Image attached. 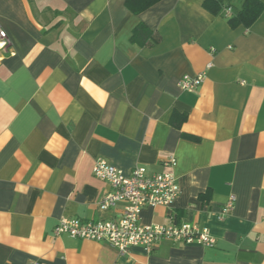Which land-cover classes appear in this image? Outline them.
Listing matches in <instances>:
<instances>
[{
  "label": "crops",
  "instance_id": "1",
  "mask_svg": "<svg viewBox=\"0 0 264 264\" xmlns=\"http://www.w3.org/2000/svg\"><path fill=\"white\" fill-rule=\"evenodd\" d=\"M203 2L133 15L125 0H0L12 50H0V264H264V12L234 29L226 11L242 0L218 16ZM140 24L160 42L133 43ZM200 74L195 92L181 90ZM100 159L173 173V209L145 208L142 223L195 224L216 247L163 242L121 255L55 237L63 218H121L122 206L99 209L110 191L92 173Z\"/></svg>",
  "mask_w": 264,
  "mask_h": 264
},
{
  "label": "built area",
  "instance_id": "2",
  "mask_svg": "<svg viewBox=\"0 0 264 264\" xmlns=\"http://www.w3.org/2000/svg\"><path fill=\"white\" fill-rule=\"evenodd\" d=\"M226 16L233 17L232 8L226 11ZM0 50L12 53L8 34L2 28H0ZM205 77V74L194 77L184 76L179 86L182 91L193 93L202 86ZM167 165L176 166V160L169 159ZM92 173L97 180L110 187V191L102 197L99 209L109 211L122 206L121 218L100 221L63 218L53 232L55 237L66 236L107 244L121 255L127 254L134 248L152 253L163 242L181 246L216 247L217 241L210 232L200 229L195 224L176 223L174 218L169 225L147 226L142 223V213L145 208L173 209L176 200L181 195V188L173 173L150 174L144 167L125 172L103 159L96 161ZM236 201L237 198L234 195L230 196L222 210L223 219L233 212Z\"/></svg>",
  "mask_w": 264,
  "mask_h": 264
},
{
  "label": "trees",
  "instance_id": "3",
  "mask_svg": "<svg viewBox=\"0 0 264 264\" xmlns=\"http://www.w3.org/2000/svg\"><path fill=\"white\" fill-rule=\"evenodd\" d=\"M163 0H125V6L133 15H141ZM228 0H204L203 7L213 16L222 14ZM264 12V0H242L241 9L229 19L232 28L244 27L250 29ZM161 40L159 34L140 24L133 32L132 42L142 47H151ZM185 118L182 119V121ZM175 121H173V124Z\"/></svg>",
  "mask_w": 264,
  "mask_h": 264
}]
</instances>
